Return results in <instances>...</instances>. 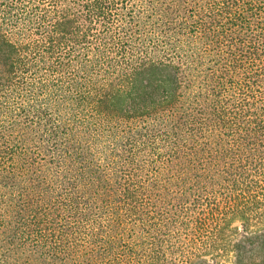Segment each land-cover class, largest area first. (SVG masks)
Here are the masks:
<instances>
[{
    "label": "trees",
    "instance_id": "trees-1",
    "mask_svg": "<svg viewBox=\"0 0 264 264\" xmlns=\"http://www.w3.org/2000/svg\"><path fill=\"white\" fill-rule=\"evenodd\" d=\"M0 264H264V0H0Z\"/></svg>",
    "mask_w": 264,
    "mask_h": 264
}]
</instances>
